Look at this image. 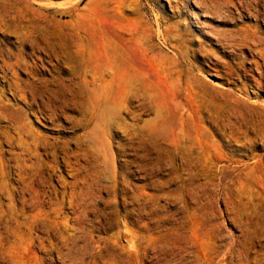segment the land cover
Wrapping results in <instances>:
<instances>
[{"label":"rangeland","instance_id":"rangeland-1","mask_svg":"<svg viewBox=\"0 0 264 264\" xmlns=\"http://www.w3.org/2000/svg\"><path fill=\"white\" fill-rule=\"evenodd\" d=\"M170 1L0 0V264H264V0ZM52 31L81 33L93 70L107 68L105 96L118 112L100 135L79 137L86 128L63 114L51 122L39 99L28 104L33 85L71 82L28 40ZM19 127L28 142L82 141L97 201L81 212L62 197L79 177L61 149L55 168L44 145L41 159L23 151ZM21 152L37 163L27 172L48 178L35 181L40 203L31 188L25 204L18 191Z\"/></svg>","mask_w":264,"mask_h":264},{"label":"bare ground","instance_id":"bare-ground-1","mask_svg":"<svg viewBox=\"0 0 264 264\" xmlns=\"http://www.w3.org/2000/svg\"><path fill=\"white\" fill-rule=\"evenodd\" d=\"M215 1H213V2H215ZM228 1L229 0H227V2ZM176 2H177V0L176 1L172 0V2L170 1V5L173 3V5H171V7L175 8ZM205 2L207 3V1H205ZM219 2L220 1H218V3ZM227 2H225V3H227ZM177 3H179V2H177ZM208 3H210L209 0H208ZM229 4H230V2H229ZM203 5H205V4H203ZM211 5H212V2H211ZM206 6H208V5H206ZM214 6L216 8V5H214ZM118 7H116V8H118ZM120 8H118V9H120ZM204 8H206V7H204ZM209 8H210V6H209ZM215 8H214V10H215ZM202 10H205V9H202ZM0 11H1V9H0ZM5 14H2V15L6 16ZM158 15H156V16H158ZM160 15H161V13H160ZM175 15H178V14H175ZM162 16H163V14H162ZM165 17H167V16H165ZM32 24L34 25V23H32ZM41 24L42 23H40V25ZM73 24L75 25L74 22L72 23V25ZM49 25H51V24L49 23ZM51 26H53V25H51ZM30 27L31 26H29L27 28H30ZM40 27H42V26H40ZM43 27H44V25H43ZM68 27H69V25H68ZM44 28L46 29V27H44ZM53 28L55 29V27H53ZM58 28H59V26H58ZM31 29H33V28L31 27ZM50 29H52V28H50ZM59 29L62 30L61 29V26H60ZM59 29L56 28V30H59ZM79 29H81V28H79ZM33 30H35V29H33ZM164 30H165V27H164ZM24 31L25 30L23 29L22 32H24ZM32 31H31V33H32ZM39 31H41V30L39 29ZM82 31H83V29H82ZM27 32L29 33V31H27ZM52 32L53 33H50V34L43 33V34H40V35H35V33H34V35L36 37L35 38L28 37V40L31 41L38 49L45 50L50 55L54 56L58 61H57L56 64H54V69L53 70L54 71H60L62 69L64 71H69V73L71 74V77L69 78L71 82L67 84V83H65L66 80L65 81L64 80L58 81L59 78L56 77L54 79H48V80H45V81L41 82L40 84H38V85H40L39 87L36 86V85H33L36 90H35V92H33V94H32V100L29 101L28 104H29V106H31L35 102H38V99H39L40 101L38 102V104H36L38 106L37 109H39L41 112L46 111L47 113H45L44 115H46L45 117H47L48 119H50L51 122L56 123V121H55L56 118L59 115L63 114V116L65 115L66 119L72 124L71 126L73 128H75V129H77V128H86L87 131L84 132V133L79 134V137H80V135L86 136V134L89 132V130L91 131V129H92L91 132H93L94 134L96 133V134H99L100 135L101 134L100 131L103 130V128L105 126L104 124H105V122H107V119L109 117L111 119H113V117L116 116V113L118 112V108H117L118 106L117 107H115V106H109V104L107 103V96H105L106 95V91H107V84L109 83V81H107V79L105 77V74H106L105 70L107 68H105L103 66H102L103 67L102 68L100 66L99 68H97V70H93V62L91 60L92 57L90 58L91 53H90V56L88 57L87 56L86 49L83 46V42H82L83 40H82L81 35H80L81 33L79 34V32L73 31V33H71L72 39L69 40V38L66 39L67 36H70L69 34L67 36H66V34H63V35L66 36L64 38V37L58 35V32H54V31H52ZM31 33H29V36H32L33 35ZM164 35L166 36V34H164ZM24 37L25 36L19 37L20 42H24V40L26 38V37L25 38ZM89 40H90V38H89ZM90 42L88 44H90ZM28 44H30V43H28ZM88 52H89V49H88ZM62 61L65 63V65H67V67H61L60 66L61 65L60 63ZM64 63H62V65ZM109 69H110L111 72H113L112 71L113 70L112 66H109ZM36 71H37V69H36ZM88 73H90L94 77V79H95V75L97 73L100 74V77L101 76L103 77V82L101 83V85H100L99 88H90L89 87V80L87 79ZM77 77H82L83 80L86 82V84H83L82 83V85H77V82H75V79ZM110 82H112V81H110ZM19 89H21V88H19ZM13 91H15V90H13ZM21 91H24V89L21 90ZM16 92H14V93H16ZM19 92H20V90H19ZM109 108L110 109L112 108L111 112L113 113V115L108 116V111H110ZM66 109H72L73 111L74 110L77 111L79 113V116L78 117H75V116H72L70 114H67L66 113ZM111 112H109V113H111ZM59 118H60V116H59ZM17 128H18V126H17ZM23 129H24V131L21 130V128L19 130L20 143H21V146L23 147V151L28 150L31 154L32 153H35L36 156H39V158L41 159V157H40V155H39V153L37 151L39 150V148L42 145H44V147L47 150V152L49 154H51V156L53 157V159L51 161L52 162L51 163V167L55 168L59 164L58 154H59V150L61 149L63 151V155L62 156H63L64 163L71 168V170L74 172V175L77 178L79 177V179L77 180V182L75 184H73V186H77V187L72 192V195H69V192L67 190H64V191L59 190L62 193V194L60 193L61 196L62 197H65L67 199L69 198L72 206L75 207V208H77V209H79L81 212H84L90 205L94 204L97 201L98 197H99V193H100L101 189H100V186L99 187H95L94 186V185H96L95 183H93V182H90L89 183V181H87V178L82 175L83 174V169L85 168V166L82 163H80L81 162L80 160L82 159V155L83 154H86L85 152L87 151L86 148H85L86 146L83 147L84 146V143H81L82 142L81 141L79 143L77 149H71V147L69 146V143L71 142V140L74 137L63 138V139H60V140L58 139V140L50 141L48 139L49 137H46L45 135H42V134H32L31 137H32L33 141L32 142H28V141L24 140V138H25L24 136L27 135V132L28 131H27L26 128H23ZM105 129L106 128H104V130ZM92 136H94V135H92ZM94 138H96V136H94ZM98 140H101V138L98 139ZM89 145L91 146L92 144H89ZM87 146H88V144H87ZM101 146L102 145L100 144L99 145L100 149H101ZM91 147H93V146H91ZM88 150H90V149H88ZM22 152L20 153V157H22L21 158L22 161L20 163V178H21V180L24 183L18 189V191L22 194V201L25 204V203H28V199L25 197L24 193H25V191L28 188H31L33 190L34 194H35V196L33 197L34 201L40 203L41 202L40 201L41 200V198H40V192L41 191L35 185V181L38 179L39 181L47 182L48 181L47 180L48 178L46 176H42V175L36 177V176H34V174H30L29 172H27L26 171V167H28V166L29 167H33L37 163L36 162H34L33 164L26 163V159L22 156ZM103 154H104V152H103ZM73 159H76V161H74ZM80 183H82V186H79ZM69 185H70V183H68V182H64V184H63L64 188H67ZM10 188H8V190H10ZM57 192H58V190H57ZM44 194L47 195L48 197H50L51 199H53V197H51L52 196L51 194H49V193L48 194L47 193H44ZM54 194H56V193H54ZM57 194H59V192ZM58 196H60V195H58ZM57 198H59V197H57ZM59 200H60V198H59ZM61 202H62V198H61ZM107 202L110 203V202H112V200L108 199ZM57 203H60V202L57 201ZM60 204H63V203H60ZM126 225L128 227V224H126ZM79 237H80V235H77L76 233H72V235H71V238H73L74 241H76L77 238H79ZM133 240H134V238H133ZM135 244H136V240H134L132 242L130 248H134L135 247Z\"/></svg>","mask_w":264,"mask_h":264}]
</instances>
